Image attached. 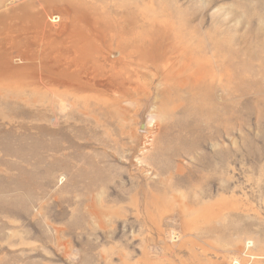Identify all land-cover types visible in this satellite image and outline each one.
I'll return each mask as SVG.
<instances>
[{
  "label": "rangeland",
  "instance_id": "374dc122",
  "mask_svg": "<svg viewBox=\"0 0 264 264\" xmlns=\"http://www.w3.org/2000/svg\"><path fill=\"white\" fill-rule=\"evenodd\" d=\"M0 264H264V0H0Z\"/></svg>",
  "mask_w": 264,
  "mask_h": 264
},
{
  "label": "bare ground",
  "instance_id": "6f19581e",
  "mask_svg": "<svg viewBox=\"0 0 264 264\" xmlns=\"http://www.w3.org/2000/svg\"><path fill=\"white\" fill-rule=\"evenodd\" d=\"M78 3V2H77ZM77 6V8H76V10L77 9H79V10H77L78 12H79V16L80 17H82L83 16V18H85V19H87V15H88V12H89V10L86 8L85 9V7H84V5H83V2L81 1V2H79L78 3V5H76ZM82 8H84V10L82 11V13H81V15H80V12H81V10H82ZM91 16V20L92 21H94V18H93V16L92 15H90ZM96 20V19H95ZM37 23L38 24H40L41 26H42V24H43V17H39L38 18V20H37ZM93 23H95V22H93ZM63 31V30H62ZM65 31V30H64ZM28 32V31H27ZM26 32V33H27ZM84 32H87L88 34H87V36H89L91 33H92V31L91 30H88V31H84ZM38 34V30H36L35 31V35H34V38H37L38 40H40L39 41V43L40 44H38L39 45V48H43L44 50V55L45 54H48V50L50 51V50H52V51H50V55H53L54 54V52H58V55H56V56H52V57H50V59L47 61V60H44L46 63H44L45 64V66H44V68H46V67H49L48 65L49 64H52L53 63V60L55 61H61V57H62V55L64 56V58H66L67 56H68V58H69V56H70V54L74 51L73 49H74V43L75 42H80L81 40H83V38H84V36H82V33H81V31H79L78 29H77V27H75V26H71V27H69L68 28V30H67V32L66 33H64V34H59L57 37H62L61 39H60V41H58V40H56L55 39V36H51L50 34H48L47 33V31H46V33H44L43 34V36H39V37H37L36 35ZM56 34V33H55ZM65 35V36H64ZM36 36V37H35ZM87 38H89V37H87ZM37 39H35V41L37 40ZM64 40V41H63ZM41 41H42V43H41ZM61 42H63V43H65L66 44V47H65V50L63 51L61 48H54V45H56L57 43H61ZM31 43H33V42H31ZM64 44V45H65ZM53 45V46H52ZM87 49V48H86ZM57 50V51H56ZM42 51V50H41ZM60 51V52H59ZM76 52V51H75ZM83 52H85V51H82V53ZM87 52V51H86ZM42 53V52H41ZM80 53V52H79ZM78 54V53H77ZM31 50H29V49H25L24 51H23V53H22V57L20 58V60L21 61H23L24 62V65H23V67L29 62V61H32L29 57H31ZM38 56H39V53H38ZM37 56V57H38ZM79 57V56H78ZM80 57H82V56H80ZM36 58V57H35ZM39 58V57H38ZM72 61V60H71ZM22 62V63H23ZM33 62V61H32ZM72 63V62H71ZM75 64H77V63H75ZM34 65V64H33ZM79 68V67H78ZM18 70H19V75H21V74H24L25 73V70H23V69H19L18 68ZM35 80V79H34ZM69 83V82H68ZM71 83V82H70Z\"/></svg>",
  "mask_w": 264,
  "mask_h": 264
}]
</instances>
